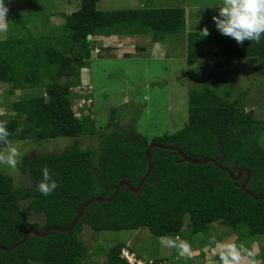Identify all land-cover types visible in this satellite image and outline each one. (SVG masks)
I'll use <instances>...</instances> for the list:
<instances>
[{
    "label": "trees",
    "instance_id": "trees-1",
    "mask_svg": "<svg viewBox=\"0 0 264 264\" xmlns=\"http://www.w3.org/2000/svg\"><path fill=\"white\" fill-rule=\"evenodd\" d=\"M99 2L82 0L78 11L58 14L64 19L59 27L63 32L59 35L62 46L36 49L33 39L0 41V84L12 85L9 95L14 116L3 121L9 129V139L45 141L65 137L74 141L61 153L23 159L21 172L32 177L31 188L18 187L0 173L1 247L22 241L31 221L40 233L52 227L65 229L88 200L112 197L125 180L136 187L147 173L146 150L153 143L178 148L194 160L215 159L234 174L246 168L251 173L248 190L264 196V145L260 144L264 141L260 138L264 135V121L256 119L254 111H246L245 97L249 92L231 100L230 91L222 95L209 87L191 90L186 127L151 142L134 130L121 128L114 121L116 110H112L106 128L113 131L103 134L98 149L81 147L80 139L96 135L97 128L91 117L77 116L72 91L82 85L81 70L90 66L99 42L102 52H111L105 40L96 39L118 41L140 33L152 34L156 41L158 36L186 34L183 9L103 12L97 9ZM189 43V79L196 77L194 66L207 56L264 62V36L259 44L248 40L237 44L219 32H208L207 36L194 33ZM45 78L49 83L43 92L12 99L17 90L40 89ZM85 100L93 102L91 98ZM45 166L58 182V188L48 196L36 190ZM245 180L246 174L241 181H233L214 164L194 165L183 162L176 152L154 149L152 173L140 194L122 187L112 202L91 205L71 237L60 232L45 238L31 236L11 252L0 251V264H90L82 239L85 226L97 233L146 228L157 238H176L182 236L185 226L196 236L218 223L250 238L264 237V201L252 200L242 191ZM124 249H129L126 244L109 247L105 251L106 264H128L121 258Z\"/></svg>",
    "mask_w": 264,
    "mask_h": 264
},
{
    "label": "rangeland",
    "instance_id": "rangeland-1",
    "mask_svg": "<svg viewBox=\"0 0 264 264\" xmlns=\"http://www.w3.org/2000/svg\"><path fill=\"white\" fill-rule=\"evenodd\" d=\"M81 2L82 0H5L8 11L3 23L6 28L0 30V41L10 38L33 39L34 48L52 44L54 47L62 46L59 35L63 32L59 27L64 24V19L58 14L70 15L78 11ZM219 2L220 0H100L97 9L103 12L183 9L186 13V34L158 36L156 41L154 35L140 33L130 34L125 40L120 38L118 41L96 39L105 40L111 52H102L100 48L103 46L99 42L90 66L81 70L82 85L72 91L77 116L83 114L91 117L97 128L96 135H86L80 139L83 149L97 150L103 134L113 131L106 128L111 121L112 110H116V114L113 113L114 121L121 128L134 130L150 142L183 130L189 120L190 91L204 87L213 88L222 95L230 91L231 100L249 92L245 97L246 111H254V117L264 121V62L207 56L194 66L196 77H188V55L191 49L189 36L202 33L205 28L208 32H218L212 17L218 15L215 7ZM199 48L200 46L196 47ZM43 83L40 89L15 91L12 99L43 92L45 85L49 83L48 78L43 79ZM11 86L0 84L2 121L14 116L11 113L9 95ZM85 98H91L93 102H82ZM263 136L261 134L260 138L263 139ZM14 142L20 146L22 153L17 167L10 169L6 165H0V173L10 177L18 187L31 188L32 177L24 176L21 172L23 159L26 156L33 158L41 153H61L74 141L60 137L45 141ZM260 144L264 145V141H260ZM186 221L188 223L189 219ZM30 224L32 225V221ZM245 235L247 234L234 232L216 223L210 225L204 233L194 236L185 226L182 236L176 240L177 244L180 240L189 244V250L184 255H180L176 247L162 245L160 238L153 236L146 228L139 231L97 233L85 226L82 239L88 248L87 258L90 264H106L105 251L117 244H126L137 258L146 263L164 261V264H220V246L224 243H234L238 249L242 245L247 252L252 253L251 257L242 253L241 264H249V261L264 264V237L250 238Z\"/></svg>",
    "mask_w": 264,
    "mask_h": 264
},
{
    "label": "clouds",
    "instance_id": "clouds-1",
    "mask_svg": "<svg viewBox=\"0 0 264 264\" xmlns=\"http://www.w3.org/2000/svg\"><path fill=\"white\" fill-rule=\"evenodd\" d=\"M215 9L218 15H214L212 19L220 34L233 38L237 44H242L245 40L260 43L261 37L264 36V0H220ZM7 11L5 0H0V30L6 28L3 22L6 20ZM207 35L208 30L205 28L202 30V36ZM9 137L10 132L6 122L0 121V145H2L0 165L15 169L22 153L20 146ZM41 176L36 190L41 195L48 196L58 188V182L47 166L41 169ZM179 239L176 237L174 240L165 236L160 238V243L166 247H176L179 254L184 255L189 250V244L183 240L177 244L176 240ZM220 247V264H241L242 253L249 257L252 255L242 245L239 249L234 243H224ZM249 264H255V262L249 261Z\"/></svg>",
    "mask_w": 264,
    "mask_h": 264
},
{
    "label": "water",
    "instance_id": "water-1",
    "mask_svg": "<svg viewBox=\"0 0 264 264\" xmlns=\"http://www.w3.org/2000/svg\"><path fill=\"white\" fill-rule=\"evenodd\" d=\"M154 149H162V150H166V151H172V152H176L177 154H179V156L181 157L183 162H187L190 164H194V165H207V164H214L217 168H219L221 171L226 172L229 177L231 178V180L233 181H241L243 179L244 174H246V180L244 181V183L241 186L242 191L247 194L252 200L255 201H264V196H256L255 194H253L252 192H250L248 190V185L250 183L251 180V173L248 169L246 168H242L240 169L237 174H234L230 169L221 166L215 159L212 158H206L204 160L198 161V160H194L192 158L187 157L180 149L175 148V147H169V146H165L159 143H153L151 144L148 149L146 150V159L148 162V170L146 175L142 178V180L139 182V184L136 187H133L131 185V183L127 180L122 181L115 190V193L113 194L112 197L107 198V199H103V198H92L90 200H88L87 202H85L79 209L77 212V215L75 216L72 224L65 229L62 228H57V227H52L47 229L46 231L40 233L38 232L32 225L28 224L26 226V232L24 235V238L22 241H20L19 243L11 246V247H1L0 246V251L1 252H11L17 248H19L20 246L24 245L28 239L31 236H35L37 238H45L47 236H49L52 232H60V233H67L70 237L72 236V232L74 230V228L76 227V225L78 224V222L82 219L85 211L93 204L95 203H109L112 202L113 200H115L117 198V196L119 195L122 187H126L130 192H132L133 194H140L145 182L147 181V179L149 178V176L152 173V151Z\"/></svg>",
    "mask_w": 264,
    "mask_h": 264
},
{
    "label": "built area",
    "instance_id": "built-area-1",
    "mask_svg": "<svg viewBox=\"0 0 264 264\" xmlns=\"http://www.w3.org/2000/svg\"><path fill=\"white\" fill-rule=\"evenodd\" d=\"M87 100H82V102L86 103ZM91 103V101L89 100ZM121 258L126 260L128 264H154L153 262L146 263L144 261H141L137 258V256L129 251V249H124L121 253Z\"/></svg>",
    "mask_w": 264,
    "mask_h": 264
}]
</instances>
